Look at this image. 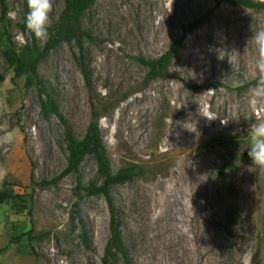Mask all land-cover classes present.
I'll return each instance as SVG.
<instances>
[{
	"label": "rangeland",
	"instance_id": "374dc122",
	"mask_svg": "<svg viewBox=\"0 0 264 264\" xmlns=\"http://www.w3.org/2000/svg\"><path fill=\"white\" fill-rule=\"evenodd\" d=\"M8 4L20 48L31 39L20 27L24 1ZM53 6L51 25L65 0ZM83 26L94 36L84 43L88 77L79 49L66 41L38 70L78 138L97 121L112 170L139 168L133 180L112 189L130 264L157 263L146 227L153 204L186 187L193 211L219 227L225 264H264V172L248 156L251 125L264 121V101L253 104L261 73L251 40L264 29V9L213 0H95ZM182 37L167 75L148 82L149 67L139 58L157 59ZM4 47L0 39V189L17 197L0 207V264H104L108 202L103 195L79 199L76 192L79 175L85 183L101 181L97 162L88 155L79 174L44 184L67 167L64 127L56 115L42 113L44 95L15 77ZM200 107L217 118L208 121ZM189 174L202 179L199 186H187ZM76 207L91 247L83 242ZM181 228L191 236L193 222Z\"/></svg>",
	"mask_w": 264,
	"mask_h": 264
},
{
	"label": "trees",
	"instance_id": "16d2710c",
	"mask_svg": "<svg viewBox=\"0 0 264 264\" xmlns=\"http://www.w3.org/2000/svg\"><path fill=\"white\" fill-rule=\"evenodd\" d=\"M23 1L24 20L20 27L29 34L31 39L19 48L9 29L10 8L8 0H0V39L5 46L3 49V56L6 64L15 72V77L25 78L26 88L37 87L42 92L44 95L41 100L42 113L47 117L52 114L58 117L64 127V138L68 151L67 167L52 180L44 181V184L51 185L70 174H79L80 167L85 158L88 155L93 156L97 162L98 175L101 181H90L89 183H85L81 175H79L76 186L77 196L79 199L84 198L85 195H103L106 198L111 213V234L102 260L104 264H118L119 260L123 259L126 264H130V254L123 238L119 211L112 195V189L115 185L124 184L133 180L137 176L139 168L136 165H132L124 167L117 172L112 170L110 159L103 144L100 126L97 121L92 122L84 137L78 138L69 125L67 118L61 112L57 99L38 70L40 63L48 56V54L56 49L61 42L66 41L72 48L79 49L80 54H77V61L81 70L88 77L89 74L84 60V43L86 40L93 41L94 36L89 30L84 28L83 18L95 0H65L64 11L60 19L49 28V38L45 44L37 41L34 34L27 29L25 17L29 9L27 6V0ZM213 1L217 5L222 2H228L233 5L264 9V4H260L259 0ZM202 21L203 17L198 18L193 26L198 27ZM183 38L184 37L175 40L169 50L157 59L139 58L143 64L149 67L147 75L148 82L167 75L172 61L181 48ZM3 81H5V76L1 75L0 83ZM16 197L17 195L12 191L0 189V207ZM75 214L79 218L82 226L81 236L83 242L87 247H91L89 231L85 221L80 215L78 207L75 209ZM30 234L31 233H29V239L32 240L33 237L30 236ZM2 251L3 249L0 250V255Z\"/></svg>",
	"mask_w": 264,
	"mask_h": 264
},
{
	"label": "bare ground",
	"instance_id": "6f19581e",
	"mask_svg": "<svg viewBox=\"0 0 264 264\" xmlns=\"http://www.w3.org/2000/svg\"><path fill=\"white\" fill-rule=\"evenodd\" d=\"M201 180L189 174V178L184 181L187 186H199ZM185 189L165 193L160 197V205L153 204L154 218L146 227L151 232L150 246L156 264H225L226 260L220 250L223 237L219 227L210 217L206 220L203 214L200 216L201 210L193 211L190 203L186 202L189 193ZM149 201L147 211L152 208L151 197ZM185 221L193 222L191 236L181 228ZM235 258L239 260L238 255Z\"/></svg>",
	"mask_w": 264,
	"mask_h": 264
},
{
	"label": "clouds",
	"instance_id": "9594fccd",
	"mask_svg": "<svg viewBox=\"0 0 264 264\" xmlns=\"http://www.w3.org/2000/svg\"><path fill=\"white\" fill-rule=\"evenodd\" d=\"M259 3L264 4V0H259ZM27 6L29 9L25 17L27 29L34 34L37 41H46L49 38L51 14L54 11L53 0H27ZM9 16L14 18L15 13L10 12ZM251 40L258 50L256 66L261 73L257 85L252 89L253 104H255L256 98L264 101V29L253 32ZM199 112L208 121L217 118L210 109L200 107ZM248 156L252 163L264 172V121L251 125Z\"/></svg>",
	"mask_w": 264,
	"mask_h": 264
}]
</instances>
